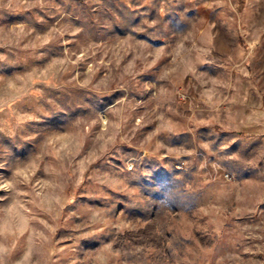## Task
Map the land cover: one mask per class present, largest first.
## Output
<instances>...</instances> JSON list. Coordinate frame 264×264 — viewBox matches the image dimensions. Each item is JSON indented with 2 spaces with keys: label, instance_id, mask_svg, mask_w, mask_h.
Masks as SVG:
<instances>
[{
  "label": "rangeland",
  "instance_id": "rangeland-1",
  "mask_svg": "<svg viewBox=\"0 0 264 264\" xmlns=\"http://www.w3.org/2000/svg\"><path fill=\"white\" fill-rule=\"evenodd\" d=\"M0 264H264V0H0Z\"/></svg>",
  "mask_w": 264,
  "mask_h": 264
},
{
  "label": "built area",
  "instance_id": "built-area-1",
  "mask_svg": "<svg viewBox=\"0 0 264 264\" xmlns=\"http://www.w3.org/2000/svg\"><path fill=\"white\" fill-rule=\"evenodd\" d=\"M226 178L228 179V178H230V177L227 175V177H226Z\"/></svg>",
  "mask_w": 264,
  "mask_h": 264
}]
</instances>
